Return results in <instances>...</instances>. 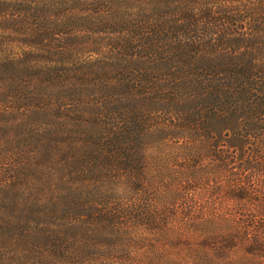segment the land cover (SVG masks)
<instances>
[{
  "label": "trees",
  "instance_id": "16d2710c",
  "mask_svg": "<svg viewBox=\"0 0 264 264\" xmlns=\"http://www.w3.org/2000/svg\"><path fill=\"white\" fill-rule=\"evenodd\" d=\"M0 264H264V0H0Z\"/></svg>",
  "mask_w": 264,
  "mask_h": 264
}]
</instances>
